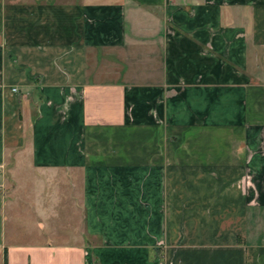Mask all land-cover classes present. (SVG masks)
Here are the masks:
<instances>
[{
	"label": "crops",
	"instance_id": "0c3cea01",
	"mask_svg": "<svg viewBox=\"0 0 264 264\" xmlns=\"http://www.w3.org/2000/svg\"><path fill=\"white\" fill-rule=\"evenodd\" d=\"M0 185V264H264V0H0Z\"/></svg>",
	"mask_w": 264,
	"mask_h": 264
},
{
	"label": "built area",
	"instance_id": "2783aa9c",
	"mask_svg": "<svg viewBox=\"0 0 264 264\" xmlns=\"http://www.w3.org/2000/svg\"><path fill=\"white\" fill-rule=\"evenodd\" d=\"M16 91V90H15ZM0 188H1V185H0Z\"/></svg>",
	"mask_w": 264,
	"mask_h": 264
}]
</instances>
